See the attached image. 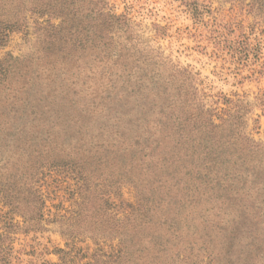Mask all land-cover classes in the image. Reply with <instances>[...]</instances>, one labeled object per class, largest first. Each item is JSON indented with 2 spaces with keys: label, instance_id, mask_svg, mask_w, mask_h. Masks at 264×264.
Instances as JSON below:
<instances>
[{
  "label": "rangeland",
  "instance_id": "374dc122",
  "mask_svg": "<svg viewBox=\"0 0 264 264\" xmlns=\"http://www.w3.org/2000/svg\"><path fill=\"white\" fill-rule=\"evenodd\" d=\"M0 9V264H264V0Z\"/></svg>",
  "mask_w": 264,
  "mask_h": 264
},
{
  "label": "trees",
  "instance_id": "16d2710c",
  "mask_svg": "<svg viewBox=\"0 0 264 264\" xmlns=\"http://www.w3.org/2000/svg\"><path fill=\"white\" fill-rule=\"evenodd\" d=\"M11 17H8L7 13L0 9V41H3L5 38L8 37V31L9 28L11 29V27L13 28L14 24H18V27L22 25V22H12L11 19H9ZM23 19L25 20V18L23 17ZM42 200V198H41ZM43 207V204L41 206V208Z\"/></svg>",
  "mask_w": 264,
  "mask_h": 264
}]
</instances>
